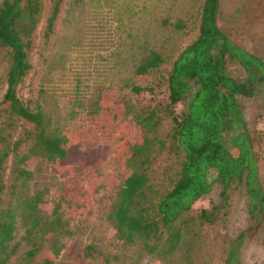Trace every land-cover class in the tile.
<instances>
[{"label":"trees","instance_id":"16d2710c","mask_svg":"<svg viewBox=\"0 0 264 264\" xmlns=\"http://www.w3.org/2000/svg\"><path fill=\"white\" fill-rule=\"evenodd\" d=\"M61 1L0 0L4 85L0 97V195L6 188L3 166L10 152L15 158L10 193L16 190L15 181L22 186L39 162L63 180L46 219L39 216L37 194L16 197L15 204L8 203L5 208L0 200V264H5L13 251L7 252L5 246L13 237L15 212L25 225L22 238L30 244L15 264H30L46 242L47 250L36 264L54 262L72 235L70 218L102 186V180L90 185L81 200L78 195L83 187L71 178V165L87 157V149L101 139L102 132L117 139L111 157L116 168L109 176L119 179L120 185L106 220L118 240L137 244L149 255H175L181 251L180 264H193L190 252L198 236L195 226L221 222L229 210V192L240 189L246 197L247 224L230 239L228 256L222 264L237 262V243L246 233L262 235L264 245V192L243 119L244 101L264 86V55L238 45L221 29V0L201 1L195 35L166 67L164 56L151 47L145 48L134 65L135 76L159 71L166 90L164 101L137 111L128 101L99 89L88 110L89 120L101 129V133L94 134L89 128L53 123L42 109L31 107L18 95V86L30 70L28 49L34 30L44 17L43 35H49ZM172 25L180 30L183 21L177 19ZM129 90L141 94L152 88L130 84ZM262 97L264 100V94ZM165 117L170 121L167 137L181 157L169 187L152 195L155 190L146 170L156 154L167 147L165 138L157 135ZM16 120L25 122L24 136L30 139L21 154L15 149L22 138L11 140ZM130 126L139 132L131 135ZM215 182L219 185L216 202L209 200V206L191 211L192 203L210 193Z\"/></svg>","mask_w":264,"mask_h":264},{"label":"rangeland","instance_id":"374dc122","mask_svg":"<svg viewBox=\"0 0 264 264\" xmlns=\"http://www.w3.org/2000/svg\"><path fill=\"white\" fill-rule=\"evenodd\" d=\"M201 1L62 0L49 35H43L44 17L34 30L28 49L30 70L18 86L19 97L31 107L42 109L53 123L81 126L83 130L89 128L93 134L101 133V129L97 130L89 120L88 110L99 89L128 101L137 111L163 102L166 90L159 71L135 76L133 67L146 47L160 51L166 67L195 35ZM177 19L183 21L180 30L172 25ZM218 23L238 45L264 55V0H221ZM2 79L0 68V97L4 88ZM130 84L147 85L152 90L133 94L129 90ZM263 94L264 86L260 93L244 101L243 119L264 192ZM24 123L16 120L11 137V140L22 138L15 149L18 154L30 144L28 136H24L27 129ZM169 129L170 121L165 117L158 125L157 135L165 138L167 147L156 154L146 170L151 188L155 190L152 195L166 190L178 170L181 154L167 137ZM129 130L131 135L139 132L133 126ZM101 135V139L87 149V157L71 165V178L83 187L78 195L81 200L90 185L102 180V186L85 199L70 218L74 226L72 235L52 264H180L181 251L175 255H149L137 244H127L115 237L106 214L120 185L119 179L109 176L116 168L111 157L117 139L116 136L108 138L103 132ZM14 159L10 152L4 162L6 188L0 195L1 206L15 204L16 197L37 194L40 196L39 216L48 218L55 193L62 188V178L39 162L22 186L15 181L16 190L10 193ZM209 176L212 178L213 173ZM218 190L219 185L215 182L210 193L192 203L191 211L209 206V200L216 202ZM245 201L240 189L232 190L229 192V210L221 222L213 226H195L198 236L193 240L190 252L193 264H222L228 256L226 249L230 239L247 224ZM14 226L13 237L5 246L7 252L13 251L5 264H15L30 247L22 238L25 225L18 212H15ZM47 247L46 242L30 264L38 263ZM237 247L240 254L235 264H264L262 235L253 237L246 233Z\"/></svg>","mask_w":264,"mask_h":264}]
</instances>
